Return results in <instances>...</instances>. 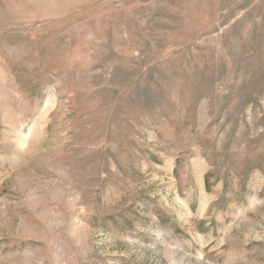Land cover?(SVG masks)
<instances>
[{"label": "rangeland", "instance_id": "1", "mask_svg": "<svg viewBox=\"0 0 264 264\" xmlns=\"http://www.w3.org/2000/svg\"><path fill=\"white\" fill-rule=\"evenodd\" d=\"M0 264H264V0H0Z\"/></svg>", "mask_w": 264, "mask_h": 264}]
</instances>
